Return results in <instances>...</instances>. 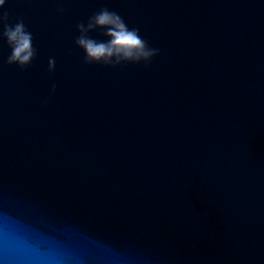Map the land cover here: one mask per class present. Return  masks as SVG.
I'll list each match as a JSON object with an SVG mask.
<instances>
[{
	"label": "water",
	"instance_id": "95a60500",
	"mask_svg": "<svg viewBox=\"0 0 264 264\" xmlns=\"http://www.w3.org/2000/svg\"><path fill=\"white\" fill-rule=\"evenodd\" d=\"M101 8L159 54L85 64ZM0 11L37 49L21 69L0 40V264H264V0Z\"/></svg>",
	"mask_w": 264,
	"mask_h": 264
},
{
	"label": "clouds",
	"instance_id": "9594fccd",
	"mask_svg": "<svg viewBox=\"0 0 264 264\" xmlns=\"http://www.w3.org/2000/svg\"><path fill=\"white\" fill-rule=\"evenodd\" d=\"M6 0H0V10L4 9ZM58 14L65 9L57 8ZM8 13L0 11V40L6 41L11 49L6 63L17 65L21 69L30 66L37 56L33 44V34L28 30L22 19L14 24L8 23ZM78 35L75 44L84 53L85 64H98L116 67L122 64H148L159 54V49L149 45L140 34V29L129 27L124 18L116 11L101 8L84 21L76 25ZM99 32L104 38L97 39L93 33ZM54 58L48 60V70L54 71ZM56 85H52L54 93ZM46 102V101H45Z\"/></svg>",
	"mask_w": 264,
	"mask_h": 264
}]
</instances>
